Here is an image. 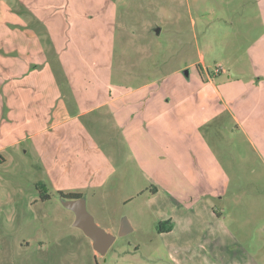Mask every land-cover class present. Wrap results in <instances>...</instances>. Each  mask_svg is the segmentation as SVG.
I'll return each mask as SVG.
<instances>
[{
	"label": "rangeland",
	"instance_id": "1",
	"mask_svg": "<svg viewBox=\"0 0 264 264\" xmlns=\"http://www.w3.org/2000/svg\"><path fill=\"white\" fill-rule=\"evenodd\" d=\"M18 18L61 47L62 68L58 93L41 95L48 116L0 98V264H234L237 242L263 251L264 0H0V32ZM209 85L232 113L196 118L225 174L221 194L199 198L145 124L185 95L204 108ZM60 194L82 195L116 237L104 256Z\"/></svg>",
	"mask_w": 264,
	"mask_h": 264
},
{
	"label": "crops",
	"instance_id": "2",
	"mask_svg": "<svg viewBox=\"0 0 264 264\" xmlns=\"http://www.w3.org/2000/svg\"><path fill=\"white\" fill-rule=\"evenodd\" d=\"M18 21L20 25L16 31L13 30L10 34L6 33L8 31H4L12 38L5 39V45L4 41L0 42V50L4 49L11 55L4 57L6 60H0V84L10 82L13 89L6 91L7 88H4V93L1 94L0 98H4L5 92L10 96L13 94L11 98L14 101L13 108L16 105L15 108L20 112L25 107H29V113H21L30 116L33 122L36 115L42 117L43 115L48 116L50 113L49 108L51 106L46 102L45 96H49L47 91H50V86L52 95L58 90L57 79L53 76V71L55 75L57 72H61V47L55 45L48 49L44 48L32 33L23 31L26 26L23 21L19 18ZM4 32H0L1 37H4ZM5 46L7 47L5 48ZM53 57L56 59L55 62L50 60ZM38 82L39 84H37ZM208 88L210 89L209 93L205 92L199 96V100L204 103V108H195L194 94L185 95L175 101L171 108H167L145 124L152 133L154 140L158 142L168 156L172 157L177 168L186 174L193 188L199 194V198L221 194L222 179L223 177L225 179V174L222 164L213 155L205 137L199 133L201 127H196V118L211 120L218 117L221 112L232 113L228 110L222 93L214 86L209 85ZM26 94L29 102L25 101ZM42 94L45 96H41ZM181 106L185 107L181 109ZM30 107L34 110L37 109L35 114ZM233 118L238 122L234 115ZM43 120L45 119L43 118ZM56 125L58 124L54 126ZM48 127H36L34 133L37 134L36 136L45 134ZM258 227V230L264 229V222ZM257 234V241L261 244L264 243V230ZM243 243V241L236 243L234 264H260V260L264 261V249L261 251V248L258 247L255 252H249ZM257 252L263 255L260 257Z\"/></svg>",
	"mask_w": 264,
	"mask_h": 264
},
{
	"label": "water",
	"instance_id": "3",
	"mask_svg": "<svg viewBox=\"0 0 264 264\" xmlns=\"http://www.w3.org/2000/svg\"><path fill=\"white\" fill-rule=\"evenodd\" d=\"M61 205L74 214L73 227L79 229L85 237L90 239L92 248L97 254L104 256L116 237L95 223L93 217L86 209L85 199L83 197L71 200L61 198ZM129 232H131V228L126 220L123 219L118 235L123 236Z\"/></svg>",
	"mask_w": 264,
	"mask_h": 264
},
{
	"label": "flooded vegetation",
	"instance_id": "4",
	"mask_svg": "<svg viewBox=\"0 0 264 264\" xmlns=\"http://www.w3.org/2000/svg\"><path fill=\"white\" fill-rule=\"evenodd\" d=\"M60 195H61V197L66 198L68 200L77 199V198H81L82 197V195H79V194H67V195L60 194Z\"/></svg>",
	"mask_w": 264,
	"mask_h": 264
},
{
	"label": "built area",
	"instance_id": "5",
	"mask_svg": "<svg viewBox=\"0 0 264 264\" xmlns=\"http://www.w3.org/2000/svg\"><path fill=\"white\" fill-rule=\"evenodd\" d=\"M219 72H221V70L220 69H216V73H219Z\"/></svg>",
	"mask_w": 264,
	"mask_h": 264
}]
</instances>
